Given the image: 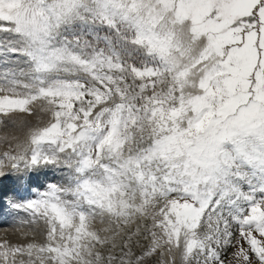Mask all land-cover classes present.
I'll use <instances>...</instances> for the list:
<instances>
[{
	"label": "snow or ice",
	"instance_id": "6c2138e0",
	"mask_svg": "<svg viewBox=\"0 0 264 264\" xmlns=\"http://www.w3.org/2000/svg\"><path fill=\"white\" fill-rule=\"evenodd\" d=\"M13 175L0 264H264V0H0Z\"/></svg>",
	"mask_w": 264,
	"mask_h": 264
},
{
	"label": "rangeland",
	"instance_id": "374dc122",
	"mask_svg": "<svg viewBox=\"0 0 264 264\" xmlns=\"http://www.w3.org/2000/svg\"><path fill=\"white\" fill-rule=\"evenodd\" d=\"M60 175L61 173L55 172L53 170H42L40 174L35 175L31 178L33 191L37 190L36 186L38 185H46L51 182H58ZM25 178L26 181H28L29 178L27 174L24 175L22 180H24ZM15 180L16 177L13 175L9 179L0 181V183L2 182L0 184V187H2V189L0 188V193L10 192L11 186L15 185ZM14 199L16 198L10 195H0V239H8L16 242L19 240H23L26 237L32 236L34 226L21 222L25 219L23 214L13 210L10 206V202Z\"/></svg>",
	"mask_w": 264,
	"mask_h": 264
},
{
	"label": "bare ground",
	"instance_id": "6f19581e",
	"mask_svg": "<svg viewBox=\"0 0 264 264\" xmlns=\"http://www.w3.org/2000/svg\"><path fill=\"white\" fill-rule=\"evenodd\" d=\"M26 177V176H25ZM2 183V182H1ZM0 183V184H1ZM21 185H23V186H27V184H28V181H26V178L24 179V180H22V181H20L19 182ZM5 186V185H4ZM14 186H16V185H13V186H11V188H13ZM33 186V185H32ZM1 189H2V187H0ZM1 192V191H0Z\"/></svg>",
	"mask_w": 264,
	"mask_h": 264
}]
</instances>
